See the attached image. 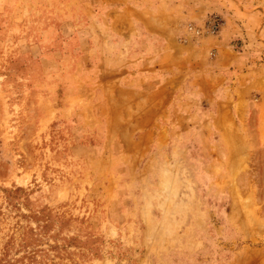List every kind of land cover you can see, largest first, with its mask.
I'll list each match as a JSON object with an SVG mask.
<instances>
[{
	"label": "rangeland",
	"instance_id": "obj_1",
	"mask_svg": "<svg viewBox=\"0 0 264 264\" xmlns=\"http://www.w3.org/2000/svg\"><path fill=\"white\" fill-rule=\"evenodd\" d=\"M159 1L0 0V264H264V0L235 17L225 0H196L189 19L157 23L175 48L223 40L252 56L244 94L256 96L211 169L221 212L148 132L167 118L147 114L150 42L134 9ZM214 17L219 35H188Z\"/></svg>",
	"mask_w": 264,
	"mask_h": 264
},
{
	"label": "crops",
	"instance_id": "obj_2",
	"mask_svg": "<svg viewBox=\"0 0 264 264\" xmlns=\"http://www.w3.org/2000/svg\"><path fill=\"white\" fill-rule=\"evenodd\" d=\"M162 1L164 0H160L154 9L149 2L143 6V9H134L150 42L139 53L140 70L145 71L148 78L142 87L150 104L147 114L162 115L167 118L161 120V126L148 132L157 136L155 140L159 161L165 163L167 157L187 166L194 178H200V181L197 180L199 185L197 192L200 201L207 204L204 210L216 208L221 212L224 207L221 190L218 185L212 186L211 180L221 177L212 174L211 169L223 164L222 157L227 151L223 136L230 133L228 124L231 120L238 122L241 118L238 106L241 104V107L245 102L251 103L256 96L246 97L244 94L245 87H250L255 80L250 76V71L244 69L248 64L253 66L252 60L249 59L252 56L237 51L223 40L217 48L209 52L207 46L201 45L176 44L177 48H175L168 35L161 36L157 31V23H173L180 22L181 19L183 21L189 19L195 13L196 0H173L169 7L163 6ZM236 1L237 7L231 4L230 0H225L224 6L228 10L222 9V13L230 16L232 14L235 17L238 14L236 8L240 7L239 9L245 12L247 10L245 8H248L246 6H254V4L245 5V0ZM234 7L236 10L233 11ZM179 9L182 10L173 15L169 14ZM143 13L147 15L144 16ZM254 19L259 22L264 21V18L260 17ZM131 55V60H135V54ZM246 62L250 63L245 64ZM245 79H249L246 86ZM257 96L264 104V93ZM229 104H236L237 107L233 106L231 110ZM259 114L253 112L248 116L259 119L261 116ZM165 134L168 139L167 145L161 146L159 138ZM179 137L182 139L178 140ZM220 224L217 226L222 227ZM206 225L208 226V223ZM198 231L201 233L202 230ZM219 258L220 261L227 262L225 256ZM236 259L237 257L234 260Z\"/></svg>",
	"mask_w": 264,
	"mask_h": 264
},
{
	"label": "built area",
	"instance_id": "obj_3",
	"mask_svg": "<svg viewBox=\"0 0 264 264\" xmlns=\"http://www.w3.org/2000/svg\"><path fill=\"white\" fill-rule=\"evenodd\" d=\"M222 23L218 19V17H214L208 21V23L204 26H196L193 24H189L186 27V31L188 35L193 36L194 38H203L205 35H219L221 31Z\"/></svg>",
	"mask_w": 264,
	"mask_h": 264
}]
</instances>
